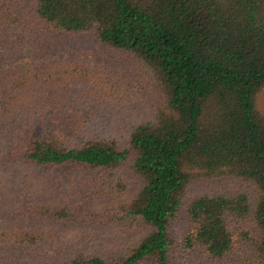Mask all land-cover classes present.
<instances>
[{
	"label": "trees",
	"instance_id": "trees-1",
	"mask_svg": "<svg viewBox=\"0 0 264 264\" xmlns=\"http://www.w3.org/2000/svg\"><path fill=\"white\" fill-rule=\"evenodd\" d=\"M6 59L0 264H264V0H0Z\"/></svg>",
	"mask_w": 264,
	"mask_h": 264
},
{
	"label": "rangeland",
	"instance_id": "rangeland-1",
	"mask_svg": "<svg viewBox=\"0 0 264 264\" xmlns=\"http://www.w3.org/2000/svg\"><path fill=\"white\" fill-rule=\"evenodd\" d=\"M92 61L94 63L98 62V61H104L108 59V52H107V48L103 47V46H92ZM64 56L69 57L71 56V54L66 53L64 54ZM18 60L16 59H6V60H1L0 61V69H3L7 66H10L12 64H14L15 62H17ZM112 63V62H111ZM130 97L132 102L129 103L128 105L131 106L133 109H135L134 113L130 116L129 121L126 123L125 128H130L131 125H133L136 122L139 121H145V120H153L155 118L154 112L153 110L145 107V106H140V104H136L137 102V95L130 93ZM260 107L262 108L263 112H264V94L261 96L260 98ZM96 112L100 115H102V118L105 119H114L113 115L118 114V112L110 107L106 108V107H101L99 108L98 105H96ZM106 116V117H105ZM116 121V126H118L119 124V120L115 118L114 119ZM175 232H180L179 230H174Z\"/></svg>",
	"mask_w": 264,
	"mask_h": 264
}]
</instances>
